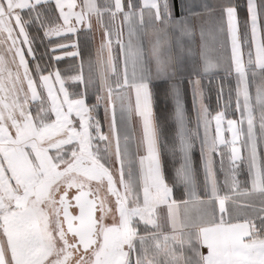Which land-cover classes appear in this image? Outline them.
<instances>
[{"label":"snow or ice","instance_id":"6c2138e0","mask_svg":"<svg viewBox=\"0 0 264 264\" xmlns=\"http://www.w3.org/2000/svg\"><path fill=\"white\" fill-rule=\"evenodd\" d=\"M0 264H264V0H0Z\"/></svg>","mask_w":264,"mask_h":264},{"label":"rangeland","instance_id":"374dc122","mask_svg":"<svg viewBox=\"0 0 264 264\" xmlns=\"http://www.w3.org/2000/svg\"><path fill=\"white\" fill-rule=\"evenodd\" d=\"M216 80L213 82L211 86L208 85L207 80L204 81V103L209 104L211 109L213 111L219 109V108H226V105L228 103V85L227 81H224V92L223 95L219 97L217 96V92L219 90V87L221 83L217 80V77L215 78ZM191 93V90H190ZM192 94V93H191ZM223 97V100L221 99ZM161 102L166 103L169 100H165L163 97L159 99ZM189 110V115L192 120V124H195V112L192 110V107H188ZM100 117L101 119L103 118V109L100 110ZM106 130V129H105Z\"/></svg>","mask_w":264,"mask_h":264},{"label":"crops","instance_id":"0c3cea01","mask_svg":"<svg viewBox=\"0 0 264 264\" xmlns=\"http://www.w3.org/2000/svg\"><path fill=\"white\" fill-rule=\"evenodd\" d=\"M100 2H102V0H100ZM176 2V0H174V3ZM95 41L90 45L89 49L87 51H85L84 55L85 58L87 59L89 55H91L93 58H95L96 56V49L99 45V40H100V34L97 32L95 33ZM54 42H58L56 37H52L51 38ZM46 42H48V39L45 38ZM48 47L50 48L51 45H48ZM68 51H74V49L69 48ZM210 55H215V52H210ZM55 55H61L60 52L55 53ZM79 65V58L77 59H73L71 57H65L62 62L58 65L62 70L67 69L69 70V72L74 71ZM14 68V66H13ZM225 75L223 68H221L219 75L217 76V80L219 81V83H221V77H223ZM216 80V79H215ZM221 99L223 100V97H221ZM226 108H219L215 111H219V110H225ZM215 111H213V115L215 114ZM227 115L229 118L231 117V109H227ZM215 122L213 121V127H214ZM226 124V121H225Z\"/></svg>","mask_w":264,"mask_h":264},{"label":"trees","instance_id":"16d2710c","mask_svg":"<svg viewBox=\"0 0 264 264\" xmlns=\"http://www.w3.org/2000/svg\"><path fill=\"white\" fill-rule=\"evenodd\" d=\"M41 35H42V33H41ZM36 46L39 48V50L41 52H43L45 50V46H48V42H46V40L44 39V44L43 45H40L38 43ZM185 103L187 105V108L189 106L192 107V94L190 93V90L188 91V93H187V95L185 97ZM171 109H172V102H171L170 99H169V102L167 101L166 103H163L160 100L157 101V105H156L157 113L164 112L166 114L168 111H171Z\"/></svg>","mask_w":264,"mask_h":264}]
</instances>
